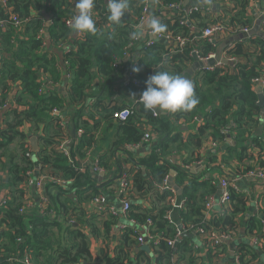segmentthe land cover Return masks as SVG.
Listing matches in <instances>:
<instances>
[{
  "label": "trees",
  "instance_id": "obj_1",
  "mask_svg": "<svg viewBox=\"0 0 264 264\" xmlns=\"http://www.w3.org/2000/svg\"><path fill=\"white\" fill-rule=\"evenodd\" d=\"M148 1L128 0L129 7L122 22L114 25L107 18V0H94L92 18L97 33H80L72 40L74 48L59 55V48L72 39L70 23L76 12V0H5V3L0 0V108L11 103L12 116L5 127H0V159L7 167L8 179L4 185L9 191L0 205V264H22L20 261L25 256L31 264H171L173 256L181 264H211L209 258L227 254V242L214 245L205 241L206 245L201 248L194 246L187 236L177 237L180 230L170 220L176 204H172L173 193L164 182L171 169L167 156L171 152H181L187 142L200 148L210 138L225 145L222 155L214 156L212 161L220 160L225 164L226 176L246 177L255 164L264 170L262 107L258 105L259 96L254 89L256 78L264 80V32L248 35L241 32L253 26L254 16L247 8L250 0H213L216 8H209L212 0H205L190 12L182 7L184 0H158L163 6L178 4L176 10H184V15L179 17L168 13L171 10H156L154 14L161 16L160 22L164 25L160 32L167 35L170 42L147 41L132 57L139 45L137 35L133 38V34H136L135 27L140 24ZM257 2L264 5V0ZM43 11L51 15L48 26ZM185 20L189 23L183 22ZM215 23H221L225 32L237 36L223 50L226 56L238 60L212 71L202 69L191 76L199 99L191 111L160 115L158 109L146 110L140 102L135 109L133 106H109L104 95L91 92L96 77L104 81L102 87L107 90L127 69L138 82L134 85L131 80L129 86L135 87L140 94L146 90L145 81L156 71L187 76L195 60V50L202 57L217 52L219 44L200 33ZM179 38L185 40L183 46ZM125 51L133 59L122 65L120 60L124 57H118ZM134 66L141 70L134 72ZM64 75L69 78L66 94L62 89ZM45 78L57 86H49ZM123 107L131 108L133 113L126 121H120L111 151L99 156L98 166L108 174L111 170L108 162L115 151L142 141L144 133L140 121L136 120L138 113L141 120L161 136V143L154 150L146 176L140 171L129 172L133 185L129 190L130 206L125 218L134 221L136 226L123 225L111 248L120 214L108 213L107 205L96 211L85 202L103 193L110 199L113 190L106 187L114 183L99 189L91 178L89 166L83 161L96 144L101 120L116 119V112ZM54 109L64 117L73 118L76 132L82 130L78 145L68 148V154L59 147L71 136L60 116L53 113ZM200 115L202 120L197 134L183 137L175 132L173 121L191 122ZM29 127L43 130L39 137L42 147L37 152L26 140ZM227 129L234 138V145L226 143ZM14 143H17V150L10 154ZM157 160L163 164L157 165ZM195 161L198 159L185 163L189 165ZM39 165L42 172L49 170V174L71 182L67 186L46 183L44 212L36 200L39 194L37 197L32 194L26 184L27 171ZM176 181L182 186L185 199L184 206L178 210L182 232L198 228L236 231L249 205L246 193L240 188H230L229 211L206 216V197L216 194L218 184L190 176L183 170L179 171ZM69 188L75 190V202L65 194ZM149 195L154 198L153 207L142 208L136 201L144 202ZM260 198L264 210V192L260 193ZM28 201H33L34 206L26 208ZM262 223L249 220L247 232L261 233ZM144 226L159 237L157 244L150 243L149 250L141 249L138 242ZM90 235L101 239L96 255L90 249ZM174 238L177 241L171 246L168 240ZM261 245H264L263 233ZM253 252L251 245L239 246L237 264H250Z\"/></svg>",
  "mask_w": 264,
  "mask_h": 264
},
{
  "label": "crops",
  "instance_id": "obj_2",
  "mask_svg": "<svg viewBox=\"0 0 264 264\" xmlns=\"http://www.w3.org/2000/svg\"><path fill=\"white\" fill-rule=\"evenodd\" d=\"M205 0H188L187 4L185 3L186 0H184L182 7L187 12L189 9L195 5L200 6L202 2ZM149 9H148V15L147 19L143 24L140 25V28L136 30V34L138 37L139 45L133 52L132 57L138 54L140 45L142 46L147 41L151 40H158L163 43H169L168 38H162L157 39L152 34L148 33L150 28L148 27V22L156 18L157 20L161 21V16H156L154 13L156 10L161 9V11L164 12V9L162 8V2L158 0H149ZM256 3L259 4L260 7H264V5H260V3L257 2V0H250L248 2V11L253 14L254 16V22L252 29L257 24V18H258V10L256 8ZM217 4L212 0L210 2L209 8H216ZM178 8V7H177ZM175 10V11H174ZM184 10H171L170 14L179 15V17H183ZM43 16L45 18L46 24L49 25L50 17L51 15L47 13L46 11H43ZM261 30L254 33H259ZM142 33V34H141ZM252 33V34H254ZM77 35L73 33L72 39L70 41L65 42V44L62 45V47L59 48L57 51L59 55L63 54V52H66L68 50H71L74 48L73 41L76 38ZM47 41L50 42L49 34H46ZM219 46L221 44H232L236 39L237 36H234L232 34H228L223 29V32L219 35ZM235 38V39H233ZM246 38V37H245ZM164 39V40H163ZM223 51V49H222ZM240 58V57H239ZM131 56L124 57L120 60V63L122 65L129 64V62L132 60ZM196 61L202 62L200 59H198L195 56L194 62L190 65L188 70L192 68V66L195 64ZM206 68L204 65H201V67L198 68L197 71L193 72L192 74L189 73L187 70V76L188 79L191 80V76L196 74L197 72L201 71L202 69ZM128 69L125 71L123 77L121 79H115L113 82L112 87L105 90L104 87H102V84L104 81H102L99 77L95 78L94 85L92 88V93L97 95H104L105 102L111 106L115 105L117 107L122 106H133L134 109L136 108V105L139 103V91L133 87L129 86L130 81L132 78L130 77L128 73ZM69 78L67 75H64L62 88L68 87ZM260 86L263 91V86L260 84H255L254 89ZM64 91V90H63ZM94 94V95H95ZM135 94V96H133ZM264 94V91H263ZM10 99H12V96H10ZM90 100V99H89ZM88 100V102H90ZM259 100V99H258ZM10 108L11 103L9 105L0 108V127H5L7 125V122H9L12 119V116L10 115ZM159 110V109H158ZM160 115H166L168 112L166 111H160ZM139 116L136 117V120L140 121V126L143 129V133L146 132L150 134L149 140L142 139V141L139 144H129L123 146L120 150L114 152V157L109 159V166H111V170L106 173L97 172L94 170L95 167V161L98 160L100 155H104L106 153H109L111 151V147L115 141L116 132L119 129L120 121L116 119L112 120H101L98 133L96 135V144L93 148L87 152L86 156H84V164L88 165L90 168V174L91 178L93 179L94 183L97 185L99 189L105 188V186L108 183H114L110 185L109 187H106L108 190H111L114 185H117L119 180V174L121 172H132L136 173L137 171H140L143 176L147 175L148 172V166L152 163V157L154 150L160 145L161 143V136H159L158 133H156L153 128L146 124L144 120H141V115L138 113ZM263 117V118H262ZM65 124V129L67 133L69 134V140L70 144L68 145L69 148L74 145H78L79 142V132L75 131V126L73 123L72 117H67ZM202 120V115L198 116V118L195 121L191 122H179L175 123L172 122L175 132L181 133L183 137H187L188 135H195L198 133L199 123ZM261 120L264 124V108H262L261 112ZM227 139L226 143L234 145L235 141L234 138L231 136V133L229 132V129H227ZM28 135L27 143L31 146V149L33 150V144L31 142L32 137H36L37 140L35 142L36 145H38L39 149L42 147L40 135L42 134L43 130L37 129V128H31L29 127L26 129ZM16 144L14 143L11 145V151L10 154H13L14 151H16ZM187 145L184 147V149L181 152H171L167 158L169 162L171 163V169L165 178L164 182L167 185V187L172 191L173 195L171 197L172 204H176L175 210L171 212L170 220L172 223L175 224L176 227L179 228L181 224V218L178 213V210H180L184 204L185 199L182 197V186L179 185L176 181V177L179 173V171L183 170L186 173H189L190 176H197L204 180H210L218 184V191L216 192L217 195H221V189L219 186V181L225 177L224 171L226 170L225 164L222 161H212L213 157L218 155L220 157L222 155V151L224 150L225 145L222 146V144L215 143L212 141V139L207 138L204 142V144L198 148L194 147V144L187 142ZM175 146V145H173ZM175 148V147H174ZM256 151L255 149H253ZM34 152H37L33 150ZM39 151V150H38ZM1 152V151H0ZM199 157V158H198ZM193 158H197L198 161L192 162L191 164H186L185 162H190ZM5 159V158H4ZM163 164V161L157 160V165ZM255 164V162L253 163ZM197 166V167H196ZM256 167V164H255ZM42 169L40 165L36 167L33 173V183L34 181H38L40 178V174L42 173ZM175 172L174 175H172V172ZM102 174V175H101ZM8 179V172L5 162L0 159V204L6 199L9 191L5 187V182ZM212 182V183H213ZM239 188L248 195L249 197V205L247 207V210L242 215L239 227H236V231L233 232L232 238L226 243L227 245V254L222 255L221 257H213L209 258L211 264H237V256L236 251L238 250V247L241 245H251L253 248V258L250 264H264V247H261L259 244H254L253 237L254 234L247 232V223L249 220L255 219V220H261L264 222V210L259 207L260 203V193L264 192V183L258 182V180L247 178L245 180L241 179L239 182ZM39 188L36 187L35 184H32L30 187L31 193L34 194L36 197L39 194ZM113 190V189H112ZM114 191V190H113ZM66 196L69 197L74 202L77 200V196L75 194V190L69 188L65 192ZM114 194V192H113ZM113 194H109L110 199H113ZM173 200V201H172ZM139 205H141L142 208H152L154 204V198L150 195L147 197L144 202L142 200L136 201ZM84 203V202H83ZM86 206L91 207L92 202H85ZM116 205L118 208H120L122 205L119 202H116ZM129 225L130 222L128 219L125 218L122 214H120V221L118 222V225ZM116 226L114 229V233L112 235L113 243H111V248L113 247L114 243L117 240V236L119 233H121V229ZM136 225V224H135ZM135 227V226H132ZM139 228V227H138ZM143 232V231H142ZM194 232V231H193ZM187 233V232H184ZM192 233V232H188ZM189 237V236H187ZM191 240V243L194 246L197 247H203L204 244L203 239L195 232V235H192L189 237ZM91 243H90V249L93 255H96L99 251V247L101 246V239H99L97 236L90 235ZM234 257V258H233ZM209 261L207 260V263Z\"/></svg>",
  "mask_w": 264,
  "mask_h": 264
},
{
  "label": "built area",
  "instance_id": "obj_3",
  "mask_svg": "<svg viewBox=\"0 0 264 264\" xmlns=\"http://www.w3.org/2000/svg\"><path fill=\"white\" fill-rule=\"evenodd\" d=\"M2 3H5V0H1ZM149 4L150 2L148 1L145 9H144V15L142 16V18H140L139 22L140 24H138L135 28L138 30L140 28V25L142 22H144L147 19L148 15V9H149ZM163 6V5H162ZM177 7H179L178 4L176 5H169V6H163L162 8L164 10H172V9H176ZM197 6L193 5L190 9L189 12L192 11L193 9H196ZM256 8L258 10V18L257 21L260 22V32H264V7H260L259 4L256 3ZM93 14V13H92ZM72 22V21H71ZM185 23H189L188 20L183 21ZM252 30L251 28H244L241 29L242 33H245L246 35H248L250 33V31ZM223 32V26L221 25V23H215L213 25H209L207 27H205L204 29L201 30V35L202 37L208 38L209 41L211 42H215V43H219V35ZM148 33L152 34L154 37H156L157 39H162V38H167V35H165L162 32L153 34L152 30H149ZM154 40H151L149 42H152ZM180 41V45L183 46L185 44V40L182 38H179ZM227 45H231L230 43ZM195 56L200 59L201 61L204 60H208L211 59L213 57H215L216 53H210L208 56L206 57H202L199 55L198 51L195 50L194 51ZM120 55V54H118ZM129 56V52L125 51L121 56H117L118 58H122V57H127ZM222 58H225L227 63H231L233 64L234 62H236L238 59L236 57H228L225 55V51H222ZM225 64H223L220 61H217L214 65L212 66H206V70L208 71H212L214 68H219L224 66ZM130 77L132 78V82L134 85H137V80L134 78V74L132 71H128ZM263 78H256L254 80V84H260L263 86ZM45 83H48L49 86H57V84L51 82L48 78H45ZM140 95V94H139ZM53 113L60 116L61 122L63 124H66V120L68 119L67 117H64V114L59 112L57 109L53 110ZM132 110L129 107H123L120 110H118L115 114L116 119L118 121H126L131 115H132ZM79 133L82 132V130L78 131ZM150 138V134L149 133H145L144 134V141L145 140H149ZM70 144V140L69 138H65L63 143L60 145V150L65 153L68 154L67 149L69 148L68 145ZM95 167L94 170L97 172H102L104 173L105 170L98 166V161H95ZM35 170V169H34ZM34 170H28L27 171V177H26V184L27 187H31L32 184H35L36 187H38L39 189V196L37 197V203L38 205L41 207V212H44V207L45 204L47 203V196L45 193L46 190V183L47 182H52V183H57L60 184L62 186H67L69 185L71 182L67 181L66 179H63L62 176H53L51 174H49V170L42 172L40 175V178L38 179V181H34L33 183V173ZM247 178H252L255 180H258V182H263L264 183V170L259 167L256 166L253 170H251L250 172L247 173L246 177H234L231 175H227L225 177H223L220 181H219V186L220 189L222 190V194L221 195H217L215 193H211L206 197V216L214 213V212H220V213H225L227 211H229V204H230V188L232 189H239V182L241 179L245 180ZM133 183H132V175L125 171V172H121L119 174V180L117 185H115L112 189L114 190V194H113V199H108V197L106 196V194H100L95 196L92 199V207L94 210L99 211L102 206L107 205L108 206V213L111 214H122L123 216L126 215L128 209H129V190L131 189ZM173 201V200H172ZM116 202H119L122 206L120 208H118V206L116 205ZM34 206L33 201H28L25 204V207H31ZM259 207L261 208V205L259 203ZM129 221V220H128ZM130 223H134V221L130 220ZM147 224H150V222H148ZM262 229H261V233L258 234H254L253 237V242L254 244H259L261 247H264V245H261V235L262 233L264 234V222L262 223ZM75 225H79V224H75ZM118 227L121 229L123 227V225H118ZM2 229L0 228V231ZM180 230V229H179ZM142 231L143 234L141 235V237L138 238V242L139 244L142 245H148L149 247L151 246L150 243H154L157 244L159 237L157 234H153L149 228H147L146 226L142 227ZM194 232H196L202 239L203 242L205 241H209L212 242V244L216 245V244H223L225 242H228L231 238H232V234H233V230H227V231H222V230H217L215 228H210L208 230H203V228H198L197 230H195ZM184 232H182V230H180V232L178 233L177 237L180 235H183ZM177 241V238L168 240V243L171 246H174L175 243ZM22 264H31V262L29 261V258L27 256H25L24 258L21 259L20 261ZM171 264H181L180 262H178L176 260V257H172L171 259Z\"/></svg>",
  "mask_w": 264,
  "mask_h": 264
},
{
  "label": "clouds",
  "instance_id": "obj_4",
  "mask_svg": "<svg viewBox=\"0 0 264 264\" xmlns=\"http://www.w3.org/2000/svg\"><path fill=\"white\" fill-rule=\"evenodd\" d=\"M128 0H107L108 20L114 25H119L127 13ZM76 12L72 17L70 28L75 35L80 33H97L96 23L92 18L94 0H76ZM148 27L153 34L164 30V25L156 18L148 22ZM142 34V33H141ZM133 34V38H135ZM139 67H133L134 72H139ZM147 87L138 97L139 102L146 110L166 112L191 111L199 103L194 92V85L186 76L170 74L167 71H156L145 81ZM135 96V94L133 95Z\"/></svg>",
  "mask_w": 264,
  "mask_h": 264
},
{
  "label": "water",
  "instance_id": "obj_5",
  "mask_svg": "<svg viewBox=\"0 0 264 264\" xmlns=\"http://www.w3.org/2000/svg\"><path fill=\"white\" fill-rule=\"evenodd\" d=\"M188 0H186V4H187ZM48 26V24H46ZM260 29V22L258 21L256 26L254 27V29H252L250 31V34L258 31ZM48 30V29H47ZM235 39V38H233ZM164 40V39H163ZM226 46V44H221L215 54V57L211 58V59H208V60H204L202 62H199V61H196L195 64L192 66V68L189 71V73H193L195 71L198 70L199 67H201V65H204L205 67L206 66H212L214 65L217 61H220L222 62L223 64H227V61L225 58H222V49H224ZM188 78V77H187ZM64 90V93L66 94L67 93V87L65 88H62ZM256 92L258 93V96H259V100H258V105L261 106L262 108H264V94H263V91H262V88L260 86H258L256 88ZM263 118V117H262ZM37 138L36 137H32L31 138V142L32 144L34 145L33 146V150L35 151H38L39 150V147L38 145L35 144ZM197 167V166H196ZM175 172L173 171L172 172V175H174ZM102 175V174H101ZM222 193V191H221ZM132 226H136L134 223H130ZM179 229L181 230V226H179ZM192 235H195V232H192V233H183V236H189L191 237ZM141 249H145V250H149V246L148 245H142L141 246ZM234 258V257H233Z\"/></svg>",
  "mask_w": 264,
  "mask_h": 264
},
{
  "label": "rangeland",
  "instance_id": "obj_6",
  "mask_svg": "<svg viewBox=\"0 0 264 264\" xmlns=\"http://www.w3.org/2000/svg\"><path fill=\"white\" fill-rule=\"evenodd\" d=\"M1 204H2V203H1ZM1 204H0V205H1Z\"/></svg>",
  "mask_w": 264,
  "mask_h": 264
}]
</instances>
